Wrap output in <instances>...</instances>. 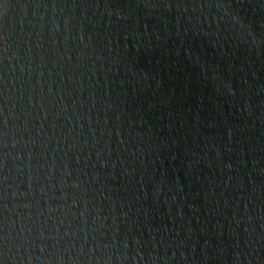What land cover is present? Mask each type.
Wrapping results in <instances>:
<instances>
[{
    "label": "water",
    "instance_id": "obj_1",
    "mask_svg": "<svg viewBox=\"0 0 264 264\" xmlns=\"http://www.w3.org/2000/svg\"><path fill=\"white\" fill-rule=\"evenodd\" d=\"M0 264H264V0H0Z\"/></svg>",
    "mask_w": 264,
    "mask_h": 264
}]
</instances>
